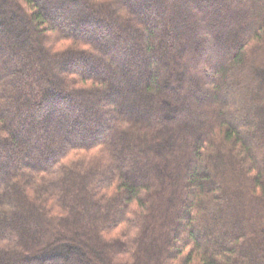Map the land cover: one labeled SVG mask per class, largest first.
<instances>
[{
	"label": "trees",
	"instance_id": "16d2710c",
	"mask_svg": "<svg viewBox=\"0 0 264 264\" xmlns=\"http://www.w3.org/2000/svg\"><path fill=\"white\" fill-rule=\"evenodd\" d=\"M151 1L0 0V264H264V0Z\"/></svg>",
	"mask_w": 264,
	"mask_h": 264
},
{
	"label": "rangeland",
	"instance_id": "374dc122",
	"mask_svg": "<svg viewBox=\"0 0 264 264\" xmlns=\"http://www.w3.org/2000/svg\"><path fill=\"white\" fill-rule=\"evenodd\" d=\"M39 1H41V0H39ZM43 5H46V3L45 2H43ZM155 5L153 4V1H151V0H143V13H142V15L141 16H143L144 14L145 15H151V12L153 11L152 9H153V7H154ZM51 7L52 6H48V9H51ZM59 11V10H58ZM62 12V11H61ZM58 18V20H59V17H57ZM64 20H62V19H60L59 20V22H61V23H64L65 24V22H63ZM11 29V28H10ZM98 32H99V34H101V33H103L102 32V30H100V29H98L97 30ZM8 34V40H7V42L4 44V49L1 51V55H0V58H7L6 59V64H8V66H10L12 69H14V70H21V71H26V69H27V66H30L31 67V65L29 64V65H26L25 63V59L27 58L26 56H25V54H24V51L26 50V47H25V45H23V44H21L20 42H19V37H17V38H14V37H9V33H7ZM7 37V36H6ZM136 45H138V47L139 48H141V49H144V47H145V44H144V39H139L138 40V42H137V44ZM130 46H134L133 47V49L135 48V44L134 45H130ZM9 48H11V49H13L14 50V52H16L19 56H20V58L19 59H16V60H13V59H11V58H9V57H7V56H9L8 55V49ZM146 62H147V60L146 59H142V60H140V62H138L137 63V65H138V67H140V66H143V65H145L146 64ZM31 64H33V67L32 68H34L35 67V64L34 63H31ZM94 71H90L91 73H92V75L93 76H95V75H98V77H100L101 75L99 74V71L98 70H96V69H93ZM81 72H83L82 70H81ZM121 71H120V73L118 74V76L117 77H115L116 78V80H114V81H112V83H111V86L113 87V88H115V89H120V90H122V91H124L128 86H132L133 85V83L134 84H138V88L140 89V88H142V81L141 82H138L137 80H136V78H137V75H136V73H135V71L133 72V71H131V72H128V76L130 77V78H128L127 79V82L126 83H121L120 84V81H118L117 79H119V75H121ZM136 77V78H135ZM65 91V89H62V93ZM143 96H141V93H140V100L139 101H136L135 99H133L132 100V98H128V96H127V94H123L122 93V97L121 98H116V100L114 101V103H123L124 105L126 104V106L128 107V109H130L131 107H133L134 109L135 108H137V105L139 104V102L143 99L142 98ZM72 106L74 107V109H73V111L74 112H76L75 111V109H77L81 104H82V102H83V100H81V99H79L78 97H73V99H72ZM105 102V101H104ZM104 102H102L101 103V106L103 107V108H105V109H109V107L107 108V106H106V104H104ZM65 109V108H64ZM62 112H63V115H69V114H71V113H69L68 111H66V110H62ZM90 112V111H89ZM73 115H75L74 116V118L76 119V121H78L79 123H81L82 124V122L84 121V120H87V118L86 117H90L91 116V113H90V115H89V113L88 112H86V113H83V115H80V114H78V113H76V114H73ZM102 125L104 126V127H101V130H102V128H103V130L104 131H107L108 130V128H107V126H108V122L107 121H105V122H103L102 123ZM57 127V129H62V130H67V128L65 127V124H63V122L62 121H58V125H56ZM1 161V160H0Z\"/></svg>",
	"mask_w": 264,
	"mask_h": 264
}]
</instances>
